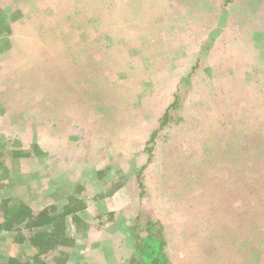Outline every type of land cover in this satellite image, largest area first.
<instances>
[{
	"label": "trees",
	"instance_id": "1",
	"mask_svg": "<svg viewBox=\"0 0 264 264\" xmlns=\"http://www.w3.org/2000/svg\"><path fill=\"white\" fill-rule=\"evenodd\" d=\"M70 1L74 0H44L43 3L39 0L38 3L35 0H0V119L2 114L10 112L34 116V103L44 100V96L47 102L54 103L66 98L72 101V105H79L82 112L88 111L93 116L89 120V129L86 124L70 123L65 134L56 127L62 118L58 125L52 117L42 121L37 118L34 123L27 121L31 135L24 141L20 135L8 134L3 138V123L0 125V244L1 240L8 238L10 244L15 245L12 254L5 253L0 245V264H87L85 256L77 250L78 245L87 243L90 249L100 247L108 226L114 229L115 236H121L112 245L109 264H181L175 260L178 255L187 264L194 255L201 257L210 243L218 247L217 254L225 244L232 246L243 237H250L249 234L259 228V222L264 221V95L262 110L252 113L253 122H245L244 118L235 123L233 129L236 131L225 129L229 133L241 134L239 142L232 141L228 149L223 147L220 143L225 130L220 126L208 134L215 141L200 139L204 141L201 146L206 147V151L205 155L195 156L200 159L197 164H201V173L196 176H199L201 185L214 188L215 199L205 204L206 207L214 204L213 211L206 213L199 205L193 209L190 202H186L190 197L179 196L182 202L177 208L182 213L179 220L183 221L176 225L177 220L172 223L173 217H164V211L173 213V202L158 201L155 191L150 190L143 179L147 170L156 166L154 158L161 160L164 156H173L174 150L181 147L179 143L187 145L195 134L192 131L188 137L177 141L179 133L171 130L186 121L172 115L181 107L180 114L187 112L182 88L186 89L190 79L196 85L208 80V74L199 64L204 59V51H213L217 36H229L223 25L228 22L229 11L234 7H229L231 0H216L215 3L212 0H114L120 5L135 4L147 11L141 29L145 34H152V41L147 43L149 49L158 52L156 49L160 45L161 50L182 51L171 69L167 64L163 66V54H156V57L154 53L151 60L146 59L152 67V75H157L156 80L159 77L175 89L166 100L160 101V104L163 101L168 103L161 105V112L154 119V129L144 138L134 136L137 139L133 142L131 139L127 141L126 135L120 138L122 135L114 130L118 128L104 130L100 127L103 125L100 124L102 110L99 102L105 98L108 102L119 99L118 91L112 85L94 83L98 73L93 71L89 75L86 72L88 67L82 56L88 51L82 53L77 45L79 42H73L78 26L68 28L63 24L62 15L52 16L61 13L62 6ZM85 1L90 0H82V3ZM94 2L93 15L98 17L103 7L101 9ZM217 9L223 16L221 22L208 24L212 15L211 22L218 16L215 14ZM155 10L161 14L153 15ZM200 11L204 13L199 14ZM243 14L246 17L241 34L233 38L234 42L230 39L226 46L220 44L231 54L227 55L228 59L221 58L225 65L215 69L223 76L220 82L235 73H242L244 69L240 66L244 68L247 63L249 70L248 63H254L249 46L257 33H245L247 26L258 28L263 17L255 20L249 12ZM40 17L49 25H44ZM148 34L145 35L147 38ZM42 51L45 52L42 57L32 58ZM186 52L188 55L184 57ZM130 60L135 61V58ZM257 60L264 67V59ZM114 73L110 70L111 76ZM190 94L188 102H194V96L199 95L194 90ZM232 101L239 102L237 98ZM249 105L254 107L253 103ZM244 108L241 106L240 110L244 111ZM194 115L200 118L206 113L194 112ZM246 124L252 125L243 126ZM245 129L246 135L242 132ZM92 133L109 138V143L95 142L93 136L90 137ZM115 133L119 138L113 137ZM127 134L131 135V132ZM110 139L114 143L121 142L114 144ZM252 139L255 142L250 146L248 142ZM8 141L12 142L11 147H6ZM132 147L138 150L133 156V159L137 156V160L132 163L131 158L128 159L131 167L130 174H127L122 160ZM192 149L196 151L195 147ZM218 155L223 156L220 162ZM165 170L170 174V169ZM131 175L138 188L139 203H129L123 195L122 189ZM11 178L14 185H10ZM212 182H216V187ZM14 189L18 194H9ZM114 199H118L116 207L110 208L108 205H114ZM87 214L89 218L84 217ZM168 220L173 221L168 223ZM255 237L256 242L262 241L264 245V232L255 234Z\"/></svg>",
	"mask_w": 264,
	"mask_h": 264
},
{
	"label": "rangeland",
	"instance_id": "2",
	"mask_svg": "<svg viewBox=\"0 0 264 264\" xmlns=\"http://www.w3.org/2000/svg\"><path fill=\"white\" fill-rule=\"evenodd\" d=\"M39 1L43 3L44 0ZM35 2L38 3V0H35ZM93 2L95 5L100 6L101 9L103 7L102 13L98 15V17L93 15L95 12ZM212 2L215 3L217 1L212 0ZM220 3L221 2L218 1V4ZM231 6L234 7L230 9L228 22L223 25V29H225V33L229 34L232 38H229V36L225 37V34H221L215 38L214 46L212 47L213 51L212 49H209L207 52L204 51L205 56H203L204 59L199 66L205 71L204 73L208 74L206 77L208 80L199 82L196 85V83L192 82L193 80L190 79L189 82L186 83V89L182 88L183 96L185 97V99H183V105L184 108H187V112L185 111L183 115L180 114L183 109V107H181L172 115L173 118L180 117V119L186 121V124L184 123L180 127L171 130L173 133H179V139H177V141L183 137H188L192 131H195V134H193L194 136L191 137V141L188 142L187 145L180 142L179 146L181 147L174 150L172 153L173 156L168 158L163 155L165 158L161 160L159 158H154L153 163H156V166L147 170V173L143 175L145 185L149 187L150 190L155 191V197L158 201L162 203L171 201L175 205L173 206V213L164 211V217H173L175 219L174 221L172 220L173 222L168 220V223H175L177 220L176 225H178L183 221L179 220L182 213H180L177 208L180 202H182L181 199L178 198L179 196L186 195L185 198L190 197L186 199V202H190L189 206L193 209H196V206L199 205V207H203L206 213H210L213 211V208H215L214 204H212L211 207H206L205 205L207 202L215 199L216 195L214 194V188L201 185L199 176H196L201 173L199 171L201 164H197L200 162V159L197 160L195 156L198 154L200 156L205 155L204 151H206V147L202 148L201 146L204 141L201 142L200 139L215 141L216 139L212 138L211 140L208 134L213 133L212 131H214L216 127L220 126L223 130L230 128L236 131V129L233 128H235V123L237 121L245 118V122H253L251 119L252 113L255 110L256 113L262 110L264 100H262L264 95V67L257 59H264V0H231L229 7ZM73 9H75L76 12H74ZM158 10L160 11V9ZM159 11L155 10L153 15H160L161 13ZM245 11L249 12L252 17L254 16L255 20H259L263 17L262 23L258 25V28L254 29L247 26V33H245L249 35L253 32L254 34L257 33V35L255 34L256 39L250 42L253 46H249L251 50L250 53L254 56L252 60L254 63H248L249 70L246 68L247 63L244 68L240 66L241 69L244 70L240 74L238 72L239 77H237L238 74L235 73L230 77H226L224 82H220L219 79L223 76L218 75L215 69L217 66H221L222 64L225 65V63L221 61V58L226 57L228 59L229 57H227V55H231L230 52L227 51V48H222L221 45H228L230 39L234 42L235 37L241 34L246 17V15L243 14ZM146 13L147 11L142 10L138 5H131L130 3H123L120 5L114 0H90L84 3H82V0H74L72 3L70 1L66 6H62L61 13L58 12L52 15L55 16V18L62 15L61 18L65 19V23L63 24H66L68 28L71 26H78V28H75L74 32L77 33V37L73 39V42H79L77 45L82 50V53L83 50L88 51L86 56L82 57L84 63H86L88 67L86 72L88 71L89 75H91L93 71L95 74L98 73V77H95L94 83L98 85H112V87L118 91L119 99L108 102V99L106 100L105 98L103 100L101 99L99 102V108L102 110V113L100 112L99 115L100 124L103 125L100 127L104 130L118 128L120 130H114L122 135L120 138L126 135L127 141L131 139L130 142H133L134 139L136 140L138 136L142 138L148 136L149 132L154 129L156 124L154 119L160 114L161 105L166 106L168 103L167 101H163L160 104V101L163 98L166 100L170 92L175 89L172 84H167V82L159 80V77L158 81L156 80L157 75H152V67L148 64V60L146 61V59L151 60L154 53V56H156V54H163V66L167 64L171 69L173 62L179 59L182 53V51L172 48H163L161 50L160 45L158 46L159 49H156L158 52H154L153 49L147 47V43L152 41L150 37L152 34L147 33L149 35L147 38L145 36L147 34L141 29L142 21H144ZM203 13L204 12L200 11L199 14ZM215 14L218 16L211 22L213 19L212 15L208 24L213 23L215 25L221 22L220 19L221 17L223 18L222 13L219 14V10L217 9ZM41 21H43L42 18ZM245 23L247 25V21H245ZM44 25L48 26L49 22H44ZM259 29L260 33L258 31ZM128 49H131V51ZM189 51L192 50L190 49ZM44 54L45 52L42 51L39 55L32 56V58L36 57L38 59ZM186 55H188V52L185 53L184 57ZM130 58H135V61H131ZM132 63L135 64L132 66ZM213 64H216V66H214L215 68H213ZM110 70L115 71L114 75H110ZM195 73L201 75L199 71ZM206 78L203 77V80ZM254 83L255 87H253ZM169 85L172 88H170ZM239 87L240 89H238ZM193 90L199 95L194 96V102L193 100L192 102H188L189 98L192 96L190 91ZM260 90H262V92ZM52 92L56 94L54 91ZM58 95L59 93H57V97ZM64 95L66 96V94ZM58 98L61 99V97ZM235 98H237L239 102L232 101ZM43 99L44 100H37L34 103L33 110H36L34 111V116L30 115L29 117L26 113L19 112L17 114L16 112L2 114L0 119V125L3 123L2 137L6 138L8 134L20 135L21 139L24 141L31 135L30 130L27 129V121L34 123L37 122V118L42 121L43 119L52 117V119H56L57 125L59 123L58 121L62 118V122L56 127L62 129L60 133L63 134H65L66 126L71 125L70 123L86 124L88 126L87 128H90L91 124L89 120L93 119L92 113L88 111L82 112L79 105H72V101H68L66 98L62 99L60 103L47 102L45 96ZM249 103H253L254 107L250 106ZM241 106H243V108L244 106L248 108H244L243 111L240 110ZM21 111L22 110H20V112ZM194 112H198L201 115L202 113H206V115L198 118V116L196 117L194 115ZM235 113L237 116H234ZM60 114L61 117H59ZM250 125L252 124L243 126ZM59 126L63 127L60 128ZM246 129L242 131L244 135H246ZM38 131L42 130L39 129ZM235 131H232V133L226 130L222 131L224 139L220 144L226 147V149H228L232 141L238 140L239 142L241 134L236 135L234 134ZM126 132H131V135H128ZM96 135H90V137L93 136L95 142L109 143V138L99 133H96ZM134 136L137 138H134ZM113 137L119 138L116 133ZM110 140L113 142L112 139ZM119 142L121 141L118 140L116 143ZM254 142L255 140L252 139L248 142V145L251 146ZM6 143H8L6 147H11V141ZM222 145H220V148ZM192 147H195L196 151H194ZM198 149L201 150L198 151ZM214 149H217V146ZM137 152L138 150L132 147L131 150L128 151L125 159L122 160L123 169L127 174H130L128 171H130L131 167L128 159L131 158V162L136 163L137 156H135L134 159L133 156L136 155ZM227 153L229 154V151ZM222 157V155H218L219 162ZM206 159H208V156H206ZM181 165H183V168H181ZM165 169H170V174L166 173L167 170ZM212 183L213 187H216L214 186L216 182ZM10 185H14V179L12 178L10 179ZM122 190H124L123 195L127 199V202L139 203V199L136 195L138 188L134 176L131 175L125 188ZM13 193L18 194L15 189L14 191H9V194L12 195ZM222 195L224 197L225 194L223 193ZM115 196H118V193ZM117 201L114 199V205L111 204L108 206L110 208H115ZM186 202L183 200V203ZM88 216L87 214L84 217L89 218ZM258 226V229H254V231L249 234L250 237L247 239L243 237L240 242L232 246L225 244V246L219 249L217 254H215V252L218 247L210 243L206 246L205 250H203L204 253L201 257L198 256V258L194 255L192 261H187V264H226L216 261L218 260L217 258H222L225 261L228 260L229 263L227 264H264V245L262 241L256 242L257 239L255 237V234L261 235L262 232H264V221L259 222ZM110 227L111 226L107 227L106 234V231L103 232L104 236L101 240L100 247L90 249L89 245L84 242V244L80 243L78 245L77 250L81 254L93 255L87 264L110 263L108 257L112 255V245L116 242L117 237L118 239L121 238V236H115L112 232L114 229ZM175 230L183 234L181 230ZM89 238L91 239V237ZM1 243V249L5 251V253L12 254L14 252L13 248L15 245L10 244V239L6 238L1 240ZM198 251L200 252V250ZM121 253L123 254V252ZM185 253L184 251L183 257H185ZM95 255H97V257H95ZM175 260L181 264H185V260L182 261L180 255L176 256Z\"/></svg>",
	"mask_w": 264,
	"mask_h": 264
},
{
	"label": "crops",
	"instance_id": "3",
	"mask_svg": "<svg viewBox=\"0 0 264 264\" xmlns=\"http://www.w3.org/2000/svg\"><path fill=\"white\" fill-rule=\"evenodd\" d=\"M84 256H85V259H86L87 261H89L90 258H92L93 255H84Z\"/></svg>",
	"mask_w": 264,
	"mask_h": 264
}]
</instances>
